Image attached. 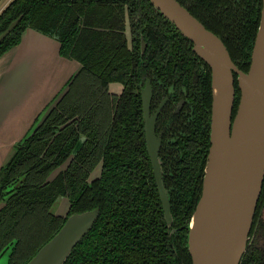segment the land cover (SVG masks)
Masks as SVG:
<instances>
[{
    "label": "trees",
    "instance_id": "trees-1",
    "mask_svg": "<svg viewBox=\"0 0 264 264\" xmlns=\"http://www.w3.org/2000/svg\"><path fill=\"white\" fill-rule=\"evenodd\" d=\"M177 1L220 37L233 63L247 72L262 0ZM19 16L0 43V57L31 29L57 41L60 55L77 61L79 70L44 122L0 168V254L15 242L8 264H26L64 225L66 219L51 210L67 196L68 215L98 209V216L64 264H191L187 226L209 149L208 66L148 0H12L0 13V34ZM146 79L153 88L171 89L174 100L184 93L192 116L171 141L177 155L172 191L162 177L170 227L145 150L139 92ZM110 83L122 85V93H109ZM234 98L233 116L237 83ZM167 155L161 148L162 173ZM70 156L67 170L46 182ZM99 162L101 175L88 184ZM259 197L239 264H264V181Z\"/></svg>",
    "mask_w": 264,
    "mask_h": 264
},
{
    "label": "water",
    "instance_id": "water-1",
    "mask_svg": "<svg viewBox=\"0 0 264 264\" xmlns=\"http://www.w3.org/2000/svg\"><path fill=\"white\" fill-rule=\"evenodd\" d=\"M148 1L157 13L191 43V50L210 69L212 103L209 149L200 194L196 197L187 226L186 248L191 264H239L251 241V228L264 181V0L247 72L241 71L233 63L220 37L207 31L177 0ZM21 17L12 20L0 34V43L16 27ZM47 38L55 41L51 37ZM144 48L142 41V52ZM75 75L76 73L72 77ZM72 77L60 92L47 102L28 132L17 143L29 138L44 122L47 113L56 106L67 90V84ZM235 83L239 91V103L233 116ZM146 84L141 91L145 147L161 200L163 216L170 227V203L162 183L158 157L161 141L154 133L156 117L149 116L151 87L148 82ZM13 152L14 146L10 157L2 166L9 162ZM64 168V165L58 167L47 177L46 182L52 181ZM100 175L101 168L98 167L90 175L88 184ZM0 205V208L4 206L3 203ZM53 215L60 216L57 212ZM97 216L98 209L68 216L60 230L40 247L26 264H64L72 249L91 230ZM171 232L174 233L173 230ZM14 245L15 242L2 252L4 255L9 250L8 260Z\"/></svg>",
    "mask_w": 264,
    "mask_h": 264
},
{
    "label": "crops",
    "instance_id": "crops-1",
    "mask_svg": "<svg viewBox=\"0 0 264 264\" xmlns=\"http://www.w3.org/2000/svg\"><path fill=\"white\" fill-rule=\"evenodd\" d=\"M21 38L18 46L0 58V167L47 102L79 68L77 61L60 56L57 42L30 29ZM110 90L119 93L121 86L110 84ZM64 204L58 206L57 214H64Z\"/></svg>",
    "mask_w": 264,
    "mask_h": 264
},
{
    "label": "flooded vegetation",
    "instance_id": "flooded-vegetation-1",
    "mask_svg": "<svg viewBox=\"0 0 264 264\" xmlns=\"http://www.w3.org/2000/svg\"><path fill=\"white\" fill-rule=\"evenodd\" d=\"M10 1H12V0H10ZM10 1H8V3ZM7 6H8V4H7ZM140 51H141V47H140ZM147 82L151 87V98H150L151 101H150V108H149V116H155L156 117L155 124H154V133H155L156 138L161 141V145H160L159 150L161 151V148H162V150H165L169 153V155L166 156L167 159L169 158V161H167V163L164 165L165 170H164V173H162V177L164 176L165 183L167 185L166 186L167 189L169 191H172L173 190L172 185L174 184L173 181H170V180H172V173H171V171H172V160H175L177 155H176L175 151L171 148V144H172L171 141L175 138V136H177L179 130H182L183 128L188 127V125L190 123V118L192 117L191 111H190L188 100L185 99L186 95L184 93H183V96H177V100H174V96H172L173 94H171L172 93L171 89L164 90L161 87L158 89L153 88L149 79L145 80L144 85H142L140 83L142 85V88L139 92L140 93V101H141V91L143 90V88H145L147 86V84H146ZM110 84H117V85L121 86V91L119 93L112 92L110 90ZM110 84L108 87L109 93H111L113 95H120L122 93V90H123L122 85H120L118 83H110ZM141 117H142V124L144 126V117L142 114V101H141ZM177 130H178V132H177ZM143 134H144V132H143ZM144 141H145V134H144ZM16 144H17V142H16ZM16 144H14L13 146H15ZM145 150H146V147H145ZM160 151H159V153H160ZM147 154H148V152H147ZM73 158L74 157L70 156L61 165V166H63V165L65 166L63 171L67 170L66 168L68 167L70 162L73 160ZM98 167L101 168V172H102V163L99 162L98 164H96L95 169L91 172L90 175H92V173H94L96 171V169H98ZM63 171H61V173ZM152 173H153V170H152ZM90 175H89V177H90ZM153 178H154V176H153ZM154 183H155V181H154ZM155 185H156V183H155ZM166 187H164V188H166ZM156 188H157V185H156ZM166 192H167V190H166ZM157 194H158V190H157ZM167 196H168V193H167ZM158 198H159V195H158ZM60 199H61L60 201L63 202V204L65 201L66 202L64 204L65 205V210H64L65 212H64V214L60 215L59 218H62V219L65 218L66 219L68 216H70V215H68L69 210H70V202H69L67 196L60 197ZM160 202H161V200H160ZM161 207H162V204H161ZM164 219H165V216H164ZM173 232H174V230H173ZM1 256H2V254H0V257Z\"/></svg>",
    "mask_w": 264,
    "mask_h": 264
},
{
    "label": "rangeland",
    "instance_id": "rangeland-1",
    "mask_svg": "<svg viewBox=\"0 0 264 264\" xmlns=\"http://www.w3.org/2000/svg\"><path fill=\"white\" fill-rule=\"evenodd\" d=\"M5 1H6V0H1V1H0V8L3 6V3H4ZM60 200H61L60 198L57 199L55 205L52 207V211H53V213L56 212L57 207L60 206V205L62 204V202H61ZM0 207H1V205H0ZM64 210H65V205L62 207L61 213L64 212ZM262 217L264 218V208H263V211H262ZM9 254H10V253H9V250H8V251L6 252V254H4V255H2V256L0 257V264H7Z\"/></svg>",
    "mask_w": 264,
    "mask_h": 264
}]
</instances>
